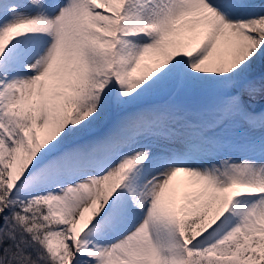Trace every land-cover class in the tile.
I'll return each instance as SVG.
<instances>
[{
  "label": "snow or ice",
  "instance_id": "1",
  "mask_svg": "<svg viewBox=\"0 0 264 264\" xmlns=\"http://www.w3.org/2000/svg\"><path fill=\"white\" fill-rule=\"evenodd\" d=\"M0 264H264V0H0Z\"/></svg>",
  "mask_w": 264,
  "mask_h": 264
}]
</instances>
